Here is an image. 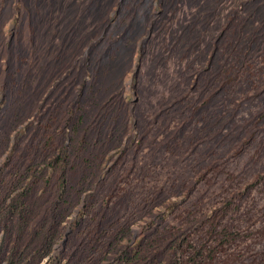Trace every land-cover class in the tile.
I'll list each match as a JSON object with an SVG mask.
<instances>
[{"label":"rangeland","instance_id":"374dc122","mask_svg":"<svg viewBox=\"0 0 264 264\" xmlns=\"http://www.w3.org/2000/svg\"><path fill=\"white\" fill-rule=\"evenodd\" d=\"M263 55L264 0H0V212L6 198L27 214L45 197L27 222L1 217L11 234L0 250L20 237L30 246L18 251L32 254L19 264H91L97 235L87 208L96 203L121 235L132 195L99 204L135 166L148 175L137 181L142 218L100 252L106 264H125L153 230L180 227L183 237L230 201L253 211L264 191H252L264 182ZM71 147L65 195L50 166ZM217 165L246 182L233 190L225 173L206 186ZM163 170L172 193L153 180ZM13 175L21 187L8 192ZM200 199L203 217L184 226L177 208ZM52 234V255L33 259ZM180 255L167 240L141 264Z\"/></svg>","mask_w":264,"mask_h":264},{"label":"trees","instance_id":"16d2710c","mask_svg":"<svg viewBox=\"0 0 264 264\" xmlns=\"http://www.w3.org/2000/svg\"><path fill=\"white\" fill-rule=\"evenodd\" d=\"M264 62V55H263ZM93 136V134H90ZM118 141L120 142L119 136H117ZM89 141L85 142V145L89 147ZM72 148L65 150L64 154H60L53 163L51 167V173L54 174L51 176L57 177L64 189V194L68 195L65 191V187L68 188L69 181V171L72 170V165L69 163L72 157ZM93 164H97L96 161H93ZM136 167L132 168V172L124 175L118 187L114 190H111L109 194L104 197V200H101L100 206L107 207L105 202L108 203L110 199L114 202L121 200L124 196L132 195V205L133 208L130 211V219L127 214L123 216L127 220V224L124 225V232L121 235L118 234L117 220L112 221L107 219V216L99 215L98 206L96 203L91 204L87 208L85 215V220H87L90 226L94 227L95 233L97 236L94 237V241L97 243L95 251L97 254L93 255L91 259V264H106L97 258L100 256V252L106 251V249L113 250L119 242H121L125 236L129 233L131 226L136 223L142 216L136 210L139 203H142L143 196L140 193L136 192L138 188L137 181H146L148 178L147 174H141L139 171H136ZM152 168L149 166V169ZM97 169L98 175L100 176L102 169L97 166L94 167ZM133 173V175H132ZM135 173V174H134ZM226 173V178L229 179V184L233 190L237 189L238 186L244 184L246 179L244 176H237L233 171L227 170L220 165L214 166L209 169V174L207 176L206 186L211 187L214 185L215 181L219 176ZM171 172L169 170L158 171L154 174V182L161 185L159 191L164 194L172 193L171 186L173 182L169 181L173 177L170 176ZM153 177V176H152ZM22 181V180H21ZM85 180H83L84 182ZM24 182V181H23ZM106 182V181H105ZM176 183V182H175ZM165 185H169L165 187ZM15 187V188H14ZM21 187V182L18 180V176L13 175L9 182L6 183V189L10 192L13 188L14 190ZM175 188L176 186H172ZM3 189V185H1ZM252 191L264 189V182H255L253 184ZM1 189V190H2ZM207 193V192H205ZM174 195V194H171ZM254 197V196H253ZM44 196H38L34 200L32 205H35L37 209L34 208V211L27 214L24 213V209L18 203H11L7 198L4 202L5 207L1 209L0 219L6 213H9L10 216H18L19 219L27 222L25 219H33L35 217L36 211L41 212L44 205ZM255 199V198H254ZM264 191L261 192L259 196V203L255 206H251L247 212L246 210H238L234 206V201H230V206L224 211L217 212L215 216L203 220L201 225H198L196 228H192L191 231L187 232L183 237H180L179 232L181 231L180 227L177 228H165L162 230H153L157 234L155 239H148L147 243L139 244L135 249L134 253L131 256L125 258V264H141V262L147 257L149 249H152L155 246H160L163 241L172 240V244L175 246V249L180 252V259L178 258L176 264H264ZM46 201H49L47 197ZM206 200L200 199L197 202L189 204L190 201H186L185 204L177 208L175 215H178L180 221L184 223V226H191L196 222V219L203 217V212H201L202 206ZM3 204V203H1ZM252 205V204H251ZM39 214V213H38ZM114 217L115 216H111ZM1 223V222H0ZM8 223L12 225V222L8 220ZM21 228V227H19ZM1 231L4 230V236L1 238L0 245L4 241L5 235H10V227L0 224ZM99 233L98 231L101 230ZM19 236L26 235L23 230H19ZM21 238L17 237L13 246L7 250H0V253L6 255L7 264H19L20 258L27 259L28 261L31 258L32 251H29L28 254L25 251H18L20 247L28 248V241H20ZM31 240H29L30 242ZM45 247L43 250H38L34 253L33 259L42 261L45 258H48L52 255L55 238L51 235H48L45 239ZM19 245V246H17ZM30 246V245H29ZM99 246V247H98ZM20 252V253H19ZM19 253V255H18ZM90 260L80 261L74 264H89ZM68 264V263H65ZM111 264V263H110ZM151 264H157V262L152 260Z\"/></svg>","mask_w":264,"mask_h":264},{"label":"water","instance_id":"95a60500","mask_svg":"<svg viewBox=\"0 0 264 264\" xmlns=\"http://www.w3.org/2000/svg\"><path fill=\"white\" fill-rule=\"evenodd\" d=\"M67 235H68V234H66L65 239H67ZM64 244H65V243H64Z\"/></svg>","mask_w":264,"mask_h":264}]
</instances>
